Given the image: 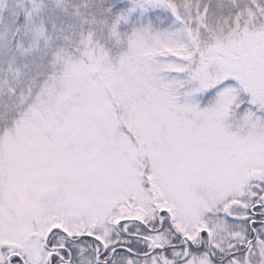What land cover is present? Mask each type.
<instances>
[{
    "label": "snow or ice",
    "instance_id": "snow-or-ice-1",
    "mask_svg": "<svg viewBox=\"0 0 264 264\" xmlns=\"http://www.w3.org/2000/svg\"><path fill=\"white\" fill-rule=\"evenodd\" d=\"M0 264H264V0H0Z\"/></svg>",
    "mask_w": 264,
    "mask_h": 264
}]
</instances>
